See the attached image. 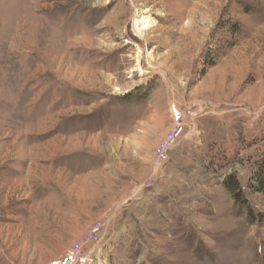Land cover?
<instances>
[{
	"label": "rangeland",
	"instance_id": "1",
	"mask_svg": "<svg viewBox=\"0 0 264 264\" xmlns=\"http://www.w3.org/2000/svg\"><path fill=\"white\" fill-rule=\"evenodd\" d=\"M262 162L264 0H0V264H264Z\"/></svg>",
	"mask_w": 264,
	"mask_h": 264
},
{
	"label": "built area",
	"instance_id": "2",
	"mask_svg": "<svg viewBox=\"0 0 264 264\" xmlns=\"http://www.w3.org/2000/svg\"><path fill=\"white\" fill-rule=\"evenodd\" d=\"M173 114L176 118V120H181L184 117L190 119L191 118V111L192 109L189 108L188 111H180L177 109V107L174 105L172 107ZM190 112V113H189ZM192 121V120H191ZM184 139L182 135L181 128L176 133H172L161 144V158L163 160V163L160 165V172H164V165L166 164L167 160V153L169 150H172L173 147L178 140L181 141ZM180 144V143H179ZM178 144V145H179ZM177 145V146H178ZM100 231V226L93 225L90 229L89 235L87 237L86 243H95L97 242V235ZM96 243L93 244L92 247L86 249L84 243L74 242L70 245L68 250L66 251L65 255L54 261L52 264H88L91 257L94 255L96 251L95 247Z\"/></svg>",
	"mask_w": 264,
	"mask_h": 264
},
{
	"label": "trees",
	"instance_id": "3",
	"mask_svg": "<svg viewBox=\"0 0 264 264\" xmlns=\"http://www.w3.org/2000/svg\"><path fill=\"white\" fill-rule=\"evenodd\" d=\"M249 184H251L250 188L254 192L264 193V162L261 163L259 169L255 172H252L249 177ZM224 186L232 195L234 200L238 202H242V204L247 207L248 215L254 218L256 216L253 213L251 205L249 204L247 194L243 186L237 181L235 176L228 175L224 180Z\"/></svg>",
	"mask_w": 264,
	"mask_h": 264
},
{
	"label": "bare ground",
	"instance_id": "4",
	"mask_svg": "<svg viewBox=\"0 0 264 264\" xmlns=\"http://www.w3.org/2000/svg\"><path fill=\"white\" fill-rule=\"evenodd\" d=\"M153 18L152 16H143L139 19H136L134 22V28L137 30V32H143L146 31L150 28V26L153 23Z\"/></svg>",
	"mask_w": 264,
	"mask_h": 264
},
{
	"label": "crops",
	"instance_id": "5",
	"mask_svg": "<svg viewBox=\"0 0 264 264\" xmlns=\"http://www.w3.org/2000/svg\"><path fill=\"white\" fill-rule=\"evenodd\" d=\"M3 211H4V210L1 209V210H0V213H2Z\"/></svg>",
	"mask_w": 264,
	"mask_h": 264
}]
</instances>
